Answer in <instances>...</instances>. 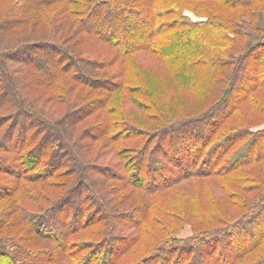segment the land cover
I'll list each match as a JSON object with an SVG mask.
<instances>
[{"label":"trees","instance_id":"obj_1","mask_svg":"<svg viewBox=\"0 0 264 264\" xmlns=\"http://www.w3.org/2000/svg\"><path fill=\"white\" fill-rule=\"evenodd\" d=\"M262 7L0 0V264H264Z\"/></svg>","mask_w":264,"mask_h":264},{"label":"rangeland","instance_id":"obj_2","mask_svg":"<svg viewBox=\"0 0 264 264\" xmlns=\"http://www.w3.org/2000/svg\"><path fill=\"white\" fill-rule=\"evenodd\" d=\"M261 10H264V7H262V8L260 9V11H259V17H258V19H257V25H258V26H261V27L264 29V24L261 25V23H260V14H261ZM190 234H192V229H191L190 226H187V227L185 228L184 232H183V235H184V236H188V235H190Z\"/></svg>","mask_w":264,"mask_h":264},{"label":"crops","instance_id":"obj_3","mask_svg":"<svg viewBox=\"0 0 264 264\" xmlns=\"http://www.w3.org/2000/svg\"><path fill=\"white\" fill-rule=\"evenodd\" d=\"M260 23H261V25L264 24V10H261Z\"/></svg>","mask_w":264,"mask_h":264}]
</instances>
